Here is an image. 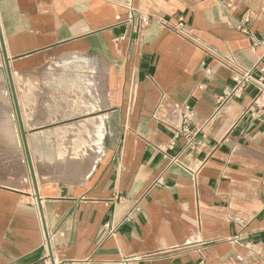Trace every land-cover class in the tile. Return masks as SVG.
I'll return each instance as SVG.
<instances>
[{"label":"crops","instance_id":"crops-1","mask_svg":"<svg viewBox=\"0 0 264 264\" xmlns=\"http://www.w3.org/2000/svg\"><path fill=\"white\" fill-rule=\"evenodd\" d=\"M141 15L154 20L138 31ZM180 19L193 39L164 26ZM227 56L264 75V0H0V144L23 143L18 113L30 126L33 88L18 91L13 77L51 82L81 59L103 79L93 118H102L104 152L90 185H39L31 169L19 183L17 153L8 155L0 264H264V115L247 111L251 90L220 100L233 87ZM52 63L60 72L41 75ZM79 102L65 118L77 121ZM185 108L196 151L175 139ZM172 142L176 163L158 149Z\"/></svg>","mask_w":264,"mask_h":264},{"label":"rangeland","instance_id":"rangeland-1","mask_svg":"<svg viewBox=\"0 0 264 264\" xmlns=\"http://www.w3.org/2000/svg\"><path fill=\"white\" fill-rule=\"evenodd\" d=\"M90 62L94 61L77 59V62L71 64L66 62L63 65L65 73L51 82L47 79H21L18 85V81L13 77L14 86L18 91H21L20 87L33 88L26 113L30 116V121L29 117H25L26 123L28 124L27 121H29L30 126L25 128V131L27 132L35 182L39 185L60 179L55 174L56 169L67 164L70 160H73L76 165L80 164V170H75L73 179H65L66 181L73 180L74 184L90 185L101 171L104 152L102 143H100L102 136L99 133L102 134L103 130L99 132L97 125L103 122L101 117H93L96 115L94 112L102 108L103 105L101 95L103 79L99 75H93L97 69V63L95 62L96 65H92L91 69V65H88ZM58 65L52 63L44 66L41 75L50 72V75L53 76L54 73H59ZM48 82H50L49 86L56 90L76 89L83 95V100L80 101L81 96L78 93L77 96L72 92L61 95L53 89L49 90V95L43 96L42 93L48 91ZM7 88V82L0 79V89ZM64 97L69 99L67 105L63 100ZM76 97L77 102H80L77 103V121H74L73 118H65L64 111L69 108L68 105H71ZM0 98L5 97L0 96ZM15 153L18 156L19 174L17 178L19 181H17L30 183V163L23 143H19L17 147L12 146V148L9 144H0V170L2 165L9 164L8 155ZM92 160L95 162V167L91 173L94 166ZM88 161H90L88 167H90L91 174L89 173L90 175L85 177V172L88 173L86 170H89L86 167ZM5 178L4 175H0V179ZM17 181H12V184Z\"/></svg>","mask_w":264,"mask_h":264},{"label":"built area","instance_id":"built-area-1","mask_svg":"<svg viewBox=\"0 0 264 264\" xmlns=\"http://www.w3.org/2000/svg\"><path fill=\"white\" fill-rule=\"evenodd\" d=\"M153 17L147 15H141L140 17V25L138 27V31H142L146 27L150 26ZM164 26L170 27L175 33L178 35L186 38V39H193L191 32L185 27V23L182 19H180L176 25H170L165 23ZM240 28V27H239ZM242 29V28H241ZM249 33V31H246ZM250 34V33H249ZM223 59L220 61V64L227 65L230 69L233 70V87L227 90L226 94L220 99L221 101H229L232 99H239L241 98L244 93L248 90L253 91V98L252 102L248 108V112L253 113H261L264 115V75H260L256 77L253 70H244L238 67L235 60L232 57H222ZM181 127L177 129L175 132V139H182L184 141V147L190 149L191 151H196L200 148V144L197 141L198 138V130L194 127V115L193 113L185 108L181 112ZM174 143L172 142L169 146H159V151L164 154L166 159H170L171 163L178 162L176 157H170L168 154V150L172 149ZM121 198H118V201L121 202ZM132 215L127 216V221H131ZM106 230L109 232L110 235L116 234V228L112 222H108L105 224ZM44 249L49 252L48 257L46 260H49L51 256V240L48 234L44 236ZM52 264H57L53 262ZM72 264H81L78 262H74ZM85 264H88L86 262ZM121 264H129V261H123Z\"/></svg>","mask_w":264,"mask_h":264},{"label":"bare ground","instance_id":"bare-ground-1","mask_svg":"<svg viewBox=\"0 0 264 264\" xmlns=\"http://www.w3.org/2000/svg\"><path fill=\"white\" fill-rule=\"evenodd\" d=\"M98 128H99V132H101L103 130V123L101 124H98L97 125ZM101 136H103V133H99ZM101 142V141H100ZM31 158V157H30ZM96 160V159H95ZM92 163H94V161L92 160ZM95 167V163H94V166L92 167V170L94 169ZM80 170V164L73 162V160L69 161L67 164L65 165H61L59 166L56 171H55V174L57 177H59L60 179H63V180H71L73 179V174L75 172V170Z\"/></svg>","mask_w":264,"mask_h":264},{"label":"water","instance_id":"water-1","mask_svg":"<svg viewBox=\"0 0 264 264\" xmlns=\"http://www.w3.org/2000/svg\"><path fill=\"white\" fill-rule=\"evenodd\" d=\"M18 120H19V126H20V130H21V134H22V137H23V145H24V149H25L26 154H27V156H28V158H29L31 174H32V177L35 178V177H34V173H33L32 164H31V161H30L31 159H30L29 147H28L27 140H26V138H25V134H26V133H25V130H24L23 126H22V122H21V119H20V115H19V113H18ZM34 183H36V182H35V179H34Z\"/></svg>","mask_w":264,"mask_h":264}]
</instances>
